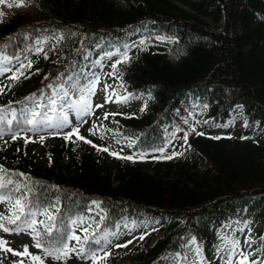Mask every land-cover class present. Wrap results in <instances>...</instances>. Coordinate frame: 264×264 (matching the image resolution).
Wrapping results in <instances>:
<instances>
[{"label":"trees","instance_id":"obj_1","mask_svg":"<svg viewBox=\"0 0 264 264\" xmlns=\"http://www.w3.org/2000/svg\"><path fill=\"white\" fill-rule=\"evenodd\" d=\"M19 3L0 2V65L18 77L0 95V130L11 135L0 143V183L5 185L0 196L7 198L0 215L11 216L22 196L42 207L55 205L59 232L81 237L66 242L82 245L95 259L123 221L151 217L166 225L151 246L124 253L130 264H160L169 256L186 263L193 240L208 255L221 242L220 228L236 221L255 232L246 264H264V0H23L24 6L16 7ZM127 44L136 53L117 63ZM100 66L114 73L123 94L141 99L134 111L116 114L104 136L129 139L134 151L150 156L165 145L164 127L174 126L177 138L187 134L191 148L155 167L120 158L129 152L109 159L103 145L79 130L84 140L57 136L41 149L52 162L38 161L18 135L32 128L24 123L28 110L47 105L58 85L87 84ZM33 94L35 100L28 99ZM185 98L207 110L214 125L240 105L257 127L220 139L198 134L183 112ZM92 203L98 204L100 219L92 218ZM79 222L87 233L77 228ZM119 253L98 264H113ZM5 256L0 249V264H6ZM21 261L34 264L27 256L13 264Z\"/></svg>","mask_w":264,"mask_h":264},{"label":"rangeland","instance_id":"obj_2","mask_svg":"<svg viewBox=\"0 0 264 264\" xmlns=\"http://www.w3.org/2000/svg\"><path fill=\"white\" fill-rule=\"evenodd\" d=\"M135 48L132 46H128L126 48L127 52H132L131 54H135ZM110 72L105 70L104 66H100L95 72L92 73V79L95 77H99V84L96 87V94L90 98V102L92 104V112L90 115L82 117L81 120H78L75 117L74 113H69V119L72 121L73 126H78L80 133L83 136L90 137L92 136L95 139V143L97 145H103L108 149L107 154L109 159L114 157L111 153H116L118 151L124 150L128 151L130 149V144L124 140L118 141L115 135L107 134L104 136V132L107 129L106 125L109 121H113V117L118 113H126L132 112L135 108L140 104V99L136 97H132L131 95H122L120 90H118L116 86V79L113 75H109ZM15 81V76L11 71L5 72L2 76H0V89H5L6 87L12 85ZM105 85L109 86L105 89ZM0 91V95L2 93ZM112 93L116 95L113 96ZM111 97L110 101L105 103V98ZM117 97H128L127 102L118 103L115 102ZM78 98L74 96L73 99ZM97 104L103 105V107H96ZM188 101H184V105H187ZM194 113L202 114L200 125L204 126L207 122H209V117L205 114L204 111L200 112V110L196 109V104ZM7 114V113H6ZM107 118H105V115ZM7 114V120L8 118ZM182 121H185L182 119ZM191 126V124H190ZM256 127V122L248 124L247 118L245 115L240 113L239 107L234 108L231 111V117L226 121L223 125H216L210 130V134L212 137L220 134L221 132L228 130L230 132L231 137H236L238 132L245 130L248 128L250 131ZM204 129V127H202ZM71 131L70 127H66L62 130L55 128H48L40 126V129L31 130L23 133V140L29 143L32 152L35 155V158L43 164H50L52 162V158L48 157L46 153H42L41 149L44 146H48L55 141V137L58 134H67ZM177 130L175 129V132ZM3 132V135H0V143H3L8 139L9 134ZM93 132L95 134H93ZM200 132V131H197ZM43 135V137H42ZM264 137V132L262 133ZM182 141L181 145L178 143L173 145L170 144L174 140V136L170 135V138L166 142V147L169 151L163 156V148L160 151L150 154V156H146L144 153L141 154H133V157L140 160H145L151 166H157L158 162L169 163L174 160L180 151V148H190L189 138ZM168 157H172L169 159ZM64 162L68 161V158L65 156L63 158ZM205 168V164L202 165ZM6 205L0 203V210L5 208ZM78 227L82 230L85 228L81 223L78 224ZM166 228V225L159 223L157 220H152L150 218L145 219L140 224H131V223H122L120 224L116 232H120L119 235L116 236V232L109 236L108 241L103 249L101 259L108 260L110 259V254L116 253L120 248L125 250H129L133 247H137L138 249H145L146 247L153 244L156 238L162 235V232ZM154 235V236H153ZM219 235L221 237V243L215 248H209V254L207 255L203 251V247L199 246L195 241H191L188 246L187 251V261L183 264H205L206 260L210 259H218L220 264H239L242 257L239 255L240 252H243L244 255H248L251 251L252 247L255 245V232L253 230L248 229V227L244 224L240 225L236 221L227 223L223 225L219 230ZM143 236V239L140 237ZM153 236L151 239L148 237ZM3 240L7 241L6 248H11L15 252H23L24 247L28 246V251L33 255L39 254V249L34 247L32 240L30 238L29 232H21L17 234L16 232L4 233L1 237ZM130 241V243H129ZM239 242V248L236 250V254H233V242ZM247 241V243H246ZM126 245V246H125ZM199 249V252H197ZM3 252L7 254L6 262L7 264H11L13 258H20L22 256L13 255L12 252H8L2 247ZM124 252L119 253L116 258L113 260V264H130V260L125 258ZM70 258L65 261H55L51 260L50 264H96L85 252L79 253V251L71 252ZM50 259V258H49ZM45 264H49V260H45ZM161 264H181L179 257H169L166 258Z\"/></svg>","mask_w":264,"mask_h":264},{"label":"snow or ice","instance_id":"obj_3","mask_svg":"<svg viewBox=\"0 0 264 264\" xmlns=\"http://www.w3.org/2000/svg\"><path fill=\"white\" fill-rule=\"evenodd\" d=\"M2 2V0H0ZM14 5L8 4L7 7H13ZM16 7L24 6L23 0L21 3L15 5ZM3 13L0 12V16ZM123 59L117 61V63H126L129 60L127 53L122 54ZM23 67V65H21ZM28 67H31L29 63ZM114 73L116 71V65H113ZM10 68L4 67L0 65V76H2L5 72L10 71ZM114 73H110L112 75ZM20 75H23V72H20ZM18 78V77H16ZM71 80V77L68 78ZM99 84V77H95L90 80L87 84L77 86L73 83L70 88H66L63 84L58 85L57 88L53 89L52 95L48 98L47 105L44 104H34V106L28 110L27 115H25L24 123L26 125H31L32 128L30 130H35L36 128L43 126L48 128L55 129H64L66 127H70L71 131L64 135V139H71L72 135L75 134L77 139L84 140L83 136L79 135L78 126H73L72 121L69 119V113H74L75 117L78 120H81L82 117L90 115L92 112V104L90 102V98L96 94V87ZM52 88V85L48 86ZM109 86L105 85V89ZM71 89V94H70ZM2 91V89H0ZM78 93V98L73 99L72 96ZM115 96V93H112ZM28 99L35 100V94L33 97H29ZM111 97L105 98V103L109 102ZM128 97H117L115 102L125 103L127 102ZM96 107H103L101 104H97ZM37 109H43L38 111ZM3 110H0L2 112ZM105 115V118H107ZM4 120V116L0 115V121ZM193 131H195L193 129ZM3 132H0V135H3ZM93 134H95L93 132ZM202 134V133H198ZM15 138V136H14ZM185 139H187V134H185ZM214 139H220V137H214ZM86 143H91V141L85 140ZM103 151L107 152L108 149L104 148ZM112 155H119L118 153H111ZM123 159L131 160L133 157H120ZM171 159L172 157H168ZM0 171H3L0 169ZM11 183V181H8ZM5 185L0 183V188H3ZM19 191V187L16 189ZM6 197L0 196V202L6 200ZM11 216H3L0 215V231L5 233L16 232L17 234L21 232H29L33 234V238L35 240L34 247L41 249L43 252V256L41 255H33L28 251V246L24 247V251L15 252L11 248H6L7 241L0 238V247H4L6 251L12 252L13 255L18 256H28L30 260L34 262V264H45V260H49V264L51 260L55 261H67L70 258V253L77 251L76 248L70 247L66 242L68 240H75L79 242L81 237L77 236L73 231L71 235H67L65 233L59 232L58 226L56 224V216L53 214L55 211H59L55 208V205H50L49 207H42L37 202H27V196H22L15 200L10 209ZM38 216H43L44 219H37ZM4 221L7 224L14 225V228H9L6 226ZM73 224H76V221H72ZM54 229L56 231H54ZM85 233L88 232V228L82 229ZM144 237L141 236L140 239ZM87 239V237H85ZM99 244V240L94 241ZM194 242V240H193ZM130 243V241H129ZM247 243V241H246ZM126 246V245H125ZM233 254H236V250L239 248V242H233ZM79 253L84 252V248L81 245L79 248ZM199 252V249H197ZM239 255L242 257L240 264H246L248 261V256L244 255L243 252H240ZM50 258V259H49ZM93 261H95V255L92 256ZM23 264V261L20 262ZM231 264V261H229ZM252 264H255V261H252Z\"/></svg>","mask_w":264,"mask_h":264},{"label":"bare ground","instance_id":"obj_4","mask_svg":"<svg viewBox=\"0 0 264 264\" xmlns=\"http://www.w3.org/2000/svg\"><path fill=\"white\" fill-rule=\"evenodd\" d=\"M119 234H120V232H119V231H118V232H116V236H117V235H119Z\"/></svg>","mask_w":264,"mask_h":264}]
</instances>
